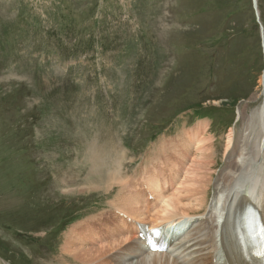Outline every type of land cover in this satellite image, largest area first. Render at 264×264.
Listing matches in <instances>:
<instances>
[{
	"label": "rangeland",
	"instance_id": "374dc122",
	"mask_svg": "<svg viewBox=\"0 0 264 264\" xmlns=\"http://www.w3.org/2000/svg\"><path fill=\"white\" fill-rule=\"evenodd\" d=\"M257 1L260 19L254 0H0V264H74L69 230L120 198L105 184L86 189L108 179L89 148L126 151L134 173L198 122L194 110L213 120L216 163L205 169L207 198L216 194L230 130L239 138L264 100ZM182 136L164 139L169 152L154 161L184 177L195 150L170 149ZM223 213L208 219L213 248Z\"/></svg>",
	"mask_w": 264,
	"mask_h": 264
},
{
	"label": "bare ground",
	"instance_id": "6f19581e",
	"mask_svg": "<svg viewBox=\"0 0 264 264\" xmlns=\"http://www.w3.org/2000/svg\"><path fill=\"white\" fill-rule=\"evenodd\" d=\"M261 84L264 90V74L261 78ZM239 114L241 113L239 112ZM207 128L208 122L203 121L194 129L186 131L181 141L171 143L170 149L173 152H178L182 157L191 154L193 150H195V156L189 165L183 161L186 170L180 182L176 181V175H182L184 169L178 167L171 169L175 172L174 178L163 177L161 181L163 187L151 181L155 197H157L156 202L158 204L156 205H146L145 196L142 197L130 192L127 185L128 181L120 175L122 165L118 170L112 172L113 174H110L108 179L105 177L106 181H103L101 177V179L95 180L99 184H88L91 183L88 182L86 183L87 188L82 186L80 189H92L96 186L100 188L104 184L105 188H112L113 185L120 183L122 185L121 193H119L120 198L113 202L114 208L122 209L132 217L142 221L150 219L149 221L153 225L176 218L184 220L186 217H193L192 213L205 206L212 182V174L209 175V170L205 169L206 167L211 169L214 163V160L210 161L212 153H210L208 138L205 137ZM242 130V135L239 138H236L234 129H231L228 134L227 149L230 150H228L227 165L216 182L217 191L214 200L217 204L212 207L215 215H219L222 210L224 211L222 233L224 230L227 231V236L224 240L221 233V241H223L222 245L225 248L229 244V237L231 241L233 240L232 232L229 233V230L232 231L230 220L232 209L237 211L239 208L242 213L243 207L253 201L264 212V100L261 106L249 115L246 126ZM166 145V142L160 145L161 155L159 156L169 152L168 145L167 147ZM161 163L170 167L173 164L171 160H168L167 163L161 160ZM179 163L182 164V161ZM151 179L152 177L147 180ZM221 202L220 208L219 203ZM144 206L147 208L145 212L143 211ZM102 216L101 214L98 217L90 218L86 222L75 225L69 231L64 252L66 251V254L75 260L74 264H178L176 260L160 253H144L136 260L128 259L125 256L127 251L133 254L138 253L133 250L134 243L132 240L135 235L129 233L120 224L115 229L111 228L110 222L101 226L99 220L102 219ZM202 216L204 215L202 214ZM96 228L101 229L100 233L106 235L99 236L95 231ZM210 228H212V223H210ZM210 236L211 234H209ZM245 243L247 241H235L234 247L238 249V255L234 259L229 255L232 263L260 264L252 258L249 247L247 248ZM207 260L200 264H206ZM211 262L212 259L208 264Z\"/></svg>",
	"mask_w": 264,
	"mask_h": 264
}]
</instances>
